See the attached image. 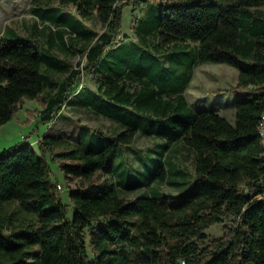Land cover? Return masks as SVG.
<instances>
[{
  "label": "trees",
  "instance_id": "16d2710c",
  "mask_svg": "<svg viewBox=\"0 0 264 264\" xmlns=\"http://www.w3.org/2000/svg\"><path fill=\"white\" fill-rule=\"evenodd\" d=\"M156 1L159 47L181 43L191 49L185 71L178 64L160 66L140 44L122 42L117 48L124 0H30L32 14L49 29L44 42L0 35V125L23 98H37L47 86L54 92L41 100L42 122L53 121L77 94L81 105L122 126L96 150L44 133L37 140L39 154L27 142L0 151V264H264V200L256 197L264 174L258 129L264 112V0ZM92 18L103 31L86 26L84 20ZM148 32L139 25L140 38ZM55 49L79 51L86 64L70 69ZM119 49L151 59L164 73L148 75L141 64L129 62L122 70L111 57ZM204 62L237 70L228 90L241 91L244 98L235 102L233 123L187 101L193 67ZM52 69L68 74L58 83ZM89 69L97 75L96 89L79 84L74 90ZM137 132L163 138L166 149L182 142L193 151V185L177 202L151 192L129 199L113 179H91L96 172L112 178L119 151ZM57 147L64 148L55 154L63 160L64 175L87 180L68 194L71 218L45 155ZM144 169L118 184L129 190L154 177L165 181L161 163L146 181ZM223 217L231 223L220 237L208 238L206 229ZM100 220L86 242L84 227Z\"/></svg>",
  "mask_w": 264,
  "mask_h": 264
},
{
  "label": "rangeland",
  "instance_id": "374dc122",
  "mask_svg": "<svg viewBox=\"0 0 264 264\" xmlns=\"http://www.w3.org/2000/svg\"><path fill=\"white\" fill-rule=\"evenodd\" d=\"M124 1L127 3L122 6V19L118 36L121 41L117 44V48L122 45V42L140 44L141 49L148 51L161 62L160 66L170 68L172 64H178L180 71H185L192 56L191 49L184 47L181 43L164 48L159 47L158 33L155 29L156 12L154 10V6L158 1ZM29 7L30 0H0V34L6 31V37H10L15 33L21 38L36 37L44 42L49 29H44L43 22L32 14ZM71 8L69 6V9ZM85 22L88 27L98 32L103 31L97 19L93 18ZM139 25L146 27L149 31L143 38H140L137 34ZM76 46L80 48L79 43ZM109 49L107 48L106 53ZM55 50L63 61L68 62L70 69H82L86 64L85 56L79 51L64 53ZM111 57L113 65L121 67L122 70L127 69L125 67L131 63L136 67L141 64L148 75H155L158 72L164 73L161 67L155 65L151 59L140 57L138 53L131 50L124 54L119 49L113 52ZM105 58L109 59L107 56ZM49 74L59 83L66 78L68 72L61 73L52 69ZM96 77L97 75L92 69L84 71L74 86V90L78 89L79 84L83 87L96 89ZM236 80L237 70L234 67L224 63H197L193 67V74L184 94L193 109L216 111L230 123H233L235 119V102L244 98L241 91L228 90L236 84ZM53 92L54 90H50L45 86L39 97L22 99L13 116L0 125V151L27 142L39 154L37 140L44 133L63 137L70 145H80L84 150H96L122 130V126L118 122L81 105L80 95L77 94L68 97L53 121L42 122L40 120L41 100L48 98ZM165 144L163 138L147 136L137 132L133 143L122 147L119 151L114 161L112 178L96 172L91 179L104 183H109L113 179L117 183L121 194L129 199H135L142 194L151 192L152 195L158 198L166 197L169 203H175L192 188L194 181L193 151L182 142H177L168 149L165 148ZM63 150V147H57L47 150L45 155L52 169L51 179L57 185H60V187H57V192L67 207V216L71 218L73 204L68 194L71 190L85 184L87 180L75 177L68 178L64 175L59 167L63 160L55 155ZM159 163L165 168L166 179L164 182L154 177L152 180L147 181L145 185L136 189L127 190L119 185L127 181L131 174L132 176H139L144 165L145 169L141 177L146 181L151 178ZM166 203L167 201H163V204ZM14 206L19 207L18 203H14ZM231 221L230 218L223 217L220 222L211 225L206 229L208 238L220 237L223 234L224 226L229 225ZM103 222L104 220L91 222L90 225L84 227L83 238L86 242H88L90 234L96 232ZM89 256L92 257L90 250Z\"/></svg>",
  "mask_w": 264,
  "mask_h": 264
},
{
  "label": "built area",
  "instance_id": "2783aa9c",
  "mask_svg": "<svg viewBox=\"0 0 264 264\" xmlns=\"http://www.w3.org/2000/svg\"><path fill=\"white\" fill-rule=\"evenodd\" d=\"M258 129H259V133H260L262 140H263V143H264V112L261 114V117H260V120L258 123ZM57 187H60V185H57ZM256 197L258 199L264 200V174H263V178L261 180V190L256 195Z\"/></svg>",
  "mask_w": 264,
  "mask_h": 264
},
{
  "label": "crops",
  "instance_id": "0c3cea01",
  "mask_svg": "<svg viewBox=\"0 0 264 264\" xmlns=\"http://www.w3.org/2000/svg\"><path fill=\"white\" fill-rule=\"evenodd\" d=\"M93 19V18H92ZM89 20H91V19H89ZM85 21H88V20H84V23L86 24V22ZM86 26H87V24H86ZM88 27V26H87ZM89 28H91V27H89ZM95 30V29H94ZM0 35H2V34H0ZM93 90H95V89H93Z\"/></svg>",
  "mask_w": 264,
  "mask_h": 264
}]
</instances>
